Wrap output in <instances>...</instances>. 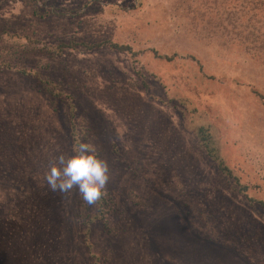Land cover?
Instances as JSON below:
<instances>
[{"label": "rangeland", "instance_id": "rangeland-1", "mask_svg": "<svg viewBox=\"0 0 264 264\" xmlns=\"http://www.w3.org/2000/svg\"><path fill=\"white\" fill-rule=\"evenodd\" d=\"M45 1L66 15L0 0V264H264V211L194 136L209 127L264 200V0ZM71 40L137 55L54 56ZM35 74L63 97L52 102ZM64 95L81 142L110 167L94 207L44 180L50 159L73 154Z\"/></svg>", "mask_w": 264, "mask_h": 264}, {"label": "trees", "instance_id": "trees-1", "mask_svg": "<svg viewBox=\"0 0 264 264\" xmlns=\"http://www.w3.org/2000/svg\"><path fill=\"white\" fill-rule=\"evenodd\" d=\"M22 3H26L31 8L32 16L39 19H47L52 15H66L60 13V9L51 5L45 0H21ZM107 47L118 53H127L132 57H135L137 53L133 52L132 49L125 44L112 43L109 41H99L96 43H86L78 40H71L58 44L52 51L54 56L60 57L68 50L82 49L85 52H92L96 49ZM165 60L171 61L172 57H163ZM194 60V59H192ZM19 74L25 77L31 76L28 72L19 71ZM36 78L39 86L42 87L45 95L52 101L55 99H61L63 94L58 91V86L49 80L42 79L39 75H33ZM65 96V95H64ZM65 100L68 104L69 114V136L71 140V149L81 142L80 134L76 127V108L73 104L71 96H65ZM194 136L197 139L199 146L203 150L205 156L214 164L216 171L222 176L229 184L232 191L236 192L242 198H244L246 204L250 208H258L264 211V200L256 199L249 195L250 187L244 184L240 177L233 173V171L226 165L224 159L221 157L219 152V146L215 137L213 136L211 129L207 126H198L194 131ZM73 153V151H72Z\"/></svg>", "mask_w": 264, "mask_h": 264}, {"label": "clouds", "instance_id": "clouds-1", "mask_svg": "<svg viewBox=\"0 0 264 264\" xmlns=\"http://www.w3.org/2000/svg\"><path fill=\"white\" fill-rule=\"evenodd\" d=\"M72 151L71 155L59 154L48 161L44 180L52 192L69 197L75 190L84 204L94 207L106 194L109 164L98 157L90 143L80 142Z\"/></svg>", "mask_w": 264, "mask_h": 264}]
</instances>
